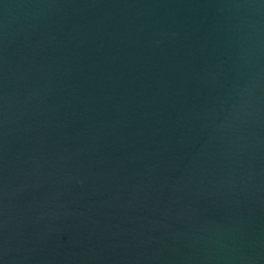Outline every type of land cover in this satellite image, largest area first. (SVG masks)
Segmentation results:
<instances>
[{
  "label": "water",
  "instance_id": "obj_1",
  "mask_svg": "<svg viewBox=\"0 0 264 264\" xmlns=\"http://www.w3.org/2000/svg\"><path fill=\"white\" fill-rule=\"evenodd\" d=\"M0 264H264V0H0Z\"/></svg>",
  "mask_w": 264,
  "mask_h": 264
}]
</instances>
